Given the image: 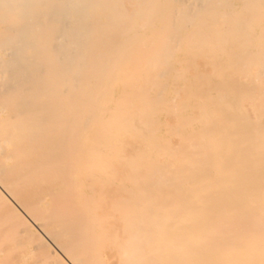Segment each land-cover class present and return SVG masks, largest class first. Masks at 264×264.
<instances>
[{
    "label": "bare ground",
    "instance_id": "6f19581e",
    "mask_svg": "<svg viewBox=\"0 0 264 264\" xmlns=\"http://www.w3.org/2000/svg\"><path fill=\"white\" fill-rule=\"evenodd\" d=\"M262 84L264 0H0V264H264Z\"/></svg>",
    "mask_w": 264,
    "mask_h": 264
},
{
    "label": "rangeland",
    "instance_id": "374dc122",
    "mask_svg": "<svg viewBox=\"0 0 264 264\" xmlns=\"http://www.w3.org/2000/svg\"><path fill=\"white\" fill-rule=\"evenodd\" d=\"M249 85H250V84L247 83L246 88L248 87V89H246V88H245V89H246L247 91L251 89L252 91H254V92H253L254 94H258V92H255V91L258 90V89H254V87H256V85H255V86H254V85H253V86L251 85L252 88H251ZM260 86H261V85H259V87H260ZM257 87H258V86H257ZM259 87H258V88H259ZM261 87H263V89H264V84H262ZM251 90H250V91H251ZM250 91H249V94L251 93ZM258 91H261V89H259ZM263 91H264V90H263ZM261 92H262V91H261ZM261 92H259V93H261ZM246 93H247V92H246ZM253 93H251V94H253ZM247 94H248V93H247ZM248 102L251 104V102H250L249 100H248ZM250 104L247 103V104H246V107H247V105L250 106ZM251 106H252V105H251ZM251 108H253V106H252ZM251 108H250V109H251ZM247 109H248V108H246V110H247ZM263 109H264V108H263ZM250 111H251V110H250ZM250 111H249V109H248V111H246V115H249L248 118H250V119L253 118V119H254V117H252V114H253V113H251L252 111H251V112H250ZM246 117H247V116H246ZM253 119L251 120V123L253 122ZM248 120H249V119H248ZM254 122H255V121H254ZM254 122H253L252 124H254ZM256 123H257V122H256ZM257 124H258V123H257ZM257 124H256V126H257ZM260 125H262V124H260ZM262 126H264V125H262ZM249 128L253 131V133H254L256 136H255V135H252V133H250ZM258 128H260V127L258 126L257 129H258ZM262 128H263V127H262ZM244 129H245V131H248V132H249L251 138H250L249 136H248V138L250 139V141H251V139L255 136L253 139L255 140V138H256L259 144L262 145V143H264L263 140H262V137H264V135H262V134L260 133V131H259L260 129L256 131V129H255L254 127H251L250 125H248V128H247V126H246ZM243 132H244V131H243ZM243 132H242V133H243ZM257 132L259 133V134H258L259 136L257 135ZM262 132H263V130H262ZM246 133H247V132H246ZM246 133L244 134L245 136H246ZM263 134H264V132H263ZM242 135H243V134H242ZM247 135H248V133H247ZM245 139H246V138H245ZM245 139H242V141H243V142H242V146H243V148L248 147V146H245V147H244V145H247V143H248V145H250L249 143H251V142H248L247 140L245 141ZM263 139H264V138H263ZM252 142L254 143V141H252ZM258 143H257V144H258ZM233 145H234V144H231L230 148H231V150L234 152V157H236V154H237V153H235V149H234V148L236 147V145H235V147H234ZM252 145H253V144H252ZM255 146H256V145H255ZM255 146H254V147H255ZM240 147H241V144H240ZM240 147H238L237 149H240ZM249 147H250V146H249ZM251 147H252V146H251ZM256 147H257V146H256ZM241 148H242V147H241ZM257 148H259V147H257ZM254 149H255V148H254ZM246 150H248V149L246 148ZM260 150H261V148H260ZM237 151H239V150H237ZM241 151H242V153H243L245 150H244V151L241 150ZM256 151H257V149H256ZM250 152L253 153L252 150H251ZM242 153H241V154H242ZM248 153H249V152H248ZM248 153L245 154V152H244V155L242 154L241 156H243V157L246 156V155L248 156ZM256 153H257V152H256ZM263 153H264V152H263ZM263 153H262V156H263ZM257 155H258V154H257ZM259 155H260V154H259ZM231 156H232V155H230V159H231ZM241 156H240V157H241ZM250 156H251V155H250ZM252 156H253V154H252ZM240 157L238 158L239 161H240ZM243 157H242V159L245 160ZM256 157H257V156H256ZM258 157H259V161H260V160L262 159L261 155L258 156ZM246 158H247V157H246ZM250 158H251V157H250ZM250 158H249V161H250ZM254 158H255V157H254ZM255 159H256V158H255ZM255 159H254V160H255ZM263 159H264V157H263ZM263 159H262V160H263ZM238 160H237V163H238ZM246 160H247V159H246ZM252 160H253V159H252ZM254 160H253V161H254ZM229 161H230V160H229ZM255 161H256V160H255ZM255 161H254L253 163H255ZM230 162H232V161H230ZM240 162H241V161H240ZM245 162L248 163V161H245ZM251 162H252V161H251ZM251 162H250V163H251ZM257 162H258V161H257ZM262 162H263V161H261L260 164H262ZM233 163H234V161H233ZM233 163H231V164H233ZM247 163H246V164H247ZM253 163H251L252 166H253L252 169H251L249 166H248V168H247L246 165H245V167H246L245 170H246V171H244V168H243V170L240 171V172H241V173H242L243 171H244V172H247V171H248L247 169L250 168L251 171H248V173H249V172H252V175H253V176H256V175H255V174H256L255 171H256L257 169L255 170V165H254ZM231 164H230L229 167H231ZM242 164H243V163H242ZM255 164H256V163H255ZM263 164H264V163H263ZM237 165H238V164H237ZM247 165H248V164H247ZM256 165H258V163H257ZM234 166H235V165H234ZM240 166H241V163H240ZM262 167H263V166H262ZM232 168H233V167H232ZM258 168H259V165H258ZM263 168H264V167H263ZM263 168H260L261 171H259V169H258L257 172L262 173V172H263V171H262ZM231 170H232V169H231ZM237 170H238V169H237ZM239 170H240V169H239ZM252 170L254 171V173H253ZM229 171H230V170H229ZM240 172H239V173H240ZM244 172H243V173H244ZM229 173H230V172H229ZM236 173H238V171H237ZM241 173H240V174H241ZM243 173L241 174V179H242V177H244L245 174H246V173H245V174H243ZM248 173L246 174V176L248 175ZM263 174H264V172H263ZM230 175H231V174H229V176H230ZM234 175H235V174H232V176H234ZM249 175H251V174H249ZM249 175H248V176H249ZM258 175H260V177H261V174H257V176H258ZM257 176H256V179H257ZM230 177H231V176H230ZM249 177H250V176H249ZM249 177H248V179H249ZM258 177H259V176H258ZM231 178H232V177H231ZM261 178H262V177H261ZM229 179H230V178H229ZM233 179H234V177L232 178V180H233ZM248 179H246V180H243V179H242V182H241V183L243 184L245 181H249V182H250V181H251V178H250V180H248ZM253 179H254V177H253ZM256 179H255V180H256ZM234 180H235V179H234ZM258 180H259L258 182L260 183V179H258ZM262 181L264 182V179H262ZM231 182H232V181H231ZM258 182L256 181L257 184H258ZM229 183H230V182H229ZM232 183H233V182H232ZM241 183H239V184H241ZM247 183H248V182L244 183L243 185H238L237 188H236V191H237L238 189L240 190V189L242 188V186L246 185ZM256 183H255L254 180H253L254 190H253V186H252V184H250V186H249V185H248V186L246 185V187L244 186V188H243V189H244L243 193L246 192V194H247V195H246V194L244 193V195L246 196V197L244 196V198H247V196H251L252 193L254 194V192H255V188H256V192H259L260 190L262 191L261 188L264 189V186H263V187L261 186L260 188L255 187V185L257 186ZM234 184H238V183H237V182H236V183L234 182ZM234 184H232V185H234ZM254 184H255V185H254ZM229 185H230V184H229ZM239 186H241V187H239ZM234 187H235V186H234ZM234 187H233V188H234ZM238 187H239V188H238ZM247 187H248V189H246ZM249 187L252 188V189H249ZM228 188H229V187H228ZM231 188H232V186L229 188V191H230ZM234 189H235V188H234ZM234 189H233V192L230 191L229 193L232 192V194H235V193H234V191H235ZM243 189H241V190H243ZM245 189H246L248 192H250V193H247V191H245ZM258 189H259V191H258ZM250 190H251V191L253 190L254 192L251 193ZM236 191H235V192H236ZM262 192L264 193V191H262ZM248 194H249V195H248ZM229 195H231V194H229ZM257 195H258V197H260V199H261V200H260V199H259V200L262 201V202H264V195H263L261 192H259V193L256 194L255 196L248 197V201H247V199H245V201L249 203V202H250L249 199L251 198V200H252L251 203H253V204L255 203V204H256L255 208H256V210H257L256 212H258V214H257L256 212H254L255 209H254L253 212H252L251 208L248 209V212L250 211L249 213H250V214L252 213L251 215L254 214V215L257 216V217H260V215H261L262 213H263L262 215H264V210L261 209L262 207L260 208V204L258 205V203L253 202V200L256 199V196H257ZM231 196H232V195H231ZM231 196H230L229 198H230L231 201H232L234 195H233L232 197H231ZM253 197H255V198H253ZM256 200H257V199H256ZM256 200H255V201H256ZM231 201H230V206H231V204L233 203V201H232V202H231ZM257 201H258V200H257ZM260 201H258V202H260ZM246 204H247V203H246ZM246 204H245V205H246ZM262 205H264V204L262 203ZM232 206H233V205H232ZM247 206H248V204H247ZM250 206H251V205H249L247 208H249ZM258 206H259V207H258ZM252 207H253V206H252ZM230 208H232V207H230ZM259 208H260V209H259ZM263 208H264V206H263ZM260 210H263V211L260 212ZM244 212L247 213V212H246V209L244 210ZM245 213H244V214H245ZM255 213H256V214H255ZM259 213H260V215H259ZM253 217H254V216H253Z\"/></svg>",
    "mask_w": 264,
    "mask_h": 264
}]
</instances>
